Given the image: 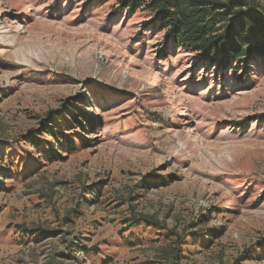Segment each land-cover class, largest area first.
I'll return each instance as SVG.
<instances>
[{"label":"rangeland","instance_id":"1","mask_svg":"<svg viewBox=\"0 0 264 264\" xmlns=\"http://www.w3.org/2000/svg\"><path fill=\"white\" fill-rule=\"evenodd\" d=\"M164 34L117 0H0V264H169L178 237L174 264H264V58Z\"/></svg>","mask_w":264,"mask_h":264},{"label":"trees","instance_id":"2","mask_svg":"<svg viewBox=\"0 0 264 264\" xmlns=\"http://www.w3.org/2000/svg\"><path fill=\"white\" fill-rule=\"evenodd\" d=\"M118 9L135 13L143 8L153 13L155 22H159L164 31L165 42L174 43L184 49L196 52L205 60L222 68L230 60H235L242 69V74L250 76V61L254 58H264V8L244 0H117ZM165 48L163 49V51ZM73 125L84 128L91 120L85 113L71 111ZM75 114V115H73ZM79 115V116H78ZM55 134V130L51 131ZM52 134V135H53ZM57 140L62 147L74 148V139L62 134ZM56 138V137H55ZM39 141V139H36ZM39 144V143H38ZM43 143L39 144V147ZM161 226L153 216L134 218V224ZM178 236L174 229L169 230ZM175 258L169 262L174 264L181 254L185 239L176 241ZM70 245L74 246L71 241ZM96 252L97 246L93 247Z\"/></svg>","mask_w":264,"mask_h":264}]
</instances>
